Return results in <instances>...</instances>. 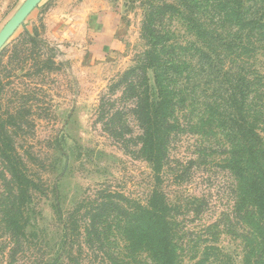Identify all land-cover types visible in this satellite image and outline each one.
<instances>
[{"label": "rangeland", "instance_id": "374dc122", "mask_svg": "<svg viewBox=\"0 0 264 264\" xmlns=\"http://www.w3.org/2000/svg\"><path fill=\"white\" fill-rule=\"evenodd\" d=\"M28 1L0 0V36ZM244 3L264 23V0ZM208 6L229 5L41 0L10 35L0 48V119L38 193L29 228L34 245L13 255L0 224V264H118L121 243L101 244L91 233L92 219L104 192L146 204L153 189L134 114L137 91L144 88L137 86L155 44L175 79L170 91L178 94L195 81L209 87L200 72L201 41L192 28ZM250 35L253 47L241 66L226 59L211 71L219 84L220 73L231 75L243 66L245 83L234 85L248 94L246 105L264 139V28ZM188 74L196 80L188 83ZM147 75L153 85V72ZM188 107L177 111L180 129L170 141L164 170L165 191L178 210L180 264H264V230L256 228L257 220L248 222L249 203L240 202L237 179L225 168L230 143L217 123L212 131L201 127ZM2 168L0 161V173ZM8 180L0 179V187ZM71 214L75 218L67 223ZM260 221L264 226V218ZM140 264L154 263L143 254Z\"/></svg>", "mask_w": 264, "mask_h": 264}, {"label": "trees", "instance_id": "16d2710c", "mask_svg": "<svg viewBox=\"0 0 264 264\" xmlns=\"http://www.w3.org/2000/svg\"><path fill=\"white\" fill-rule=\"evenodd\" d=\"M221 2L229 6H208L203 9L204 15L199 18L200 22L192 20V28L201 41L197 49L204 60L200 65L201 76L209 87L200 88L198 82L192 81L196 80L195 76L188 74L190 78H186L187 82H193L194 85L183 88L178 94L170 91L175 79L169 77L170 72L167 73L165 69L157 45L154 44V49L148 55L143 84L137 86L144 88L137 91L134 114L143 132L141 140L146 161L152 167L153 189L146 204L116 193L104 192L101 195L102 204L97 207L99 212L92 219L91 233L96 235L101 244L111 240L121 243L118 264H140L143 254H147L154 264H180L178 210L165 191L164 170L170 141L180 129L177 111L188 106L200 120L201 127L207 124L212 131L213 125L217 123L230 143L225 168L237 179L240 202L245 205L249 203L246 214L248 222L252 224L253 219L257 220L254 223L256 228L264 230L260 221L264 218V139L259 121L253 118L250 107L246 105L248 94L234 85L235 82L245 83L246 78L241 73L243 66L231 75L220 73L222 79L219 77V84L218 77L211 71L219 62L223 65L226 59L230 64L241 66L239 61L253 47L252 41L249 46L250 33L261 32L264 23L263 19H258V14L252 16L250 11L253 8L245 6L244 0ZM149 70L154 74L153 85H150L147 75ZM195 75L200 74L196 72ZM219 85L225 86V91ZM200 106L203 110L198 112ZM0 161L6 167L2 168L0 179L3 182L9 179L6 186L0 187V224L3 225L14 255L25 249L28 251L34 245L36 235L30 233L29 228L33 223L38 186L1 119ZM73 218V214L69 215L67 223ZM70 230L69 227L65 229L66 236H69L67 231ZM88 234L91 235L90 231Z\"/></svg>", "mask_w": 264, "mask_h": 264}, {"label": "water", "instance_id": "95a60500", "mask_svg": "<svg viewBox=\"0 0 264 264\" xmlns=\"http://www.w3.org/2000/svg\"><path fill=\"white\" fill-rule=\"evenodd\" d=\"M40 2L41 0H29L26 5L14 16L7 31L0 36V48L6 44L10 35L25 22L27 17Z\"/></svg>", "mask_w": 264, "mask_h": 264}]
</instances>
